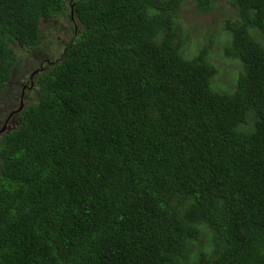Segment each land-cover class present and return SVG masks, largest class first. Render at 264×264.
Segmentation results:
<instances>
[{
  "label": "trees",
  "instance_id": "1",
  "mask_svg": "<svg viewBox=\"0 0 264 264\" xmlns=\"http://www.w3.org/2000/svg\"><path fill=\"white\" fill-rule=\"evenodd\" d=\"M185 1L74 0L77 37L0 137V264H264V0L230 1L227 89L211 45L183 53ZM67 13L0 0V94Z\"/></svg>",
  "mask_w": 264,
  "mask_h": 264
},
{
  "label": "rangeland",
  "instance_id": "2",
  "mask_svg": "<svg viewBox=\"0 0 264 264\" xmlns=\"http://www.w3.org/2000/svg\"><path fill=\"white\" fill-rule=\"evenodd\" d=\"M231 0H220L215 8L209 12H200L195 0H186L181 10L180 25L182 27L180 38L184 40L183 53L187 58L193 57L204 45H211L209 59L214 64L221 78L218 80L220 87H231L242 68L238 62L229 59L224 54V49L231 43V37L225 29L226 21L231 18ZM74 0H68L69 13L54 19H42V39L38 46L32 49L16 47L17 68L10 86L6 91L11 94L13 86L29 77L32 72L38 71L34 83L40 73L48 72L62 58L65 48L77 37L80 25L78 21L71 20L70 11ZM232 16L235 17L234 10ZM218 73V74H219ZM32 80V81H33ZM18 95L26 97L23 108L38 102L39 88L36 84L31 87V81L26 88L19 85ZM212 87L213 83H212ZM215 89V88H214ZM216 90V89H215ZM20 105L18 104V108ZM7 106L0 103V114ZM22 108V109H23ZM1 175V165H0Z\"/></svg>",
  "mask_w": 264,
  "mask_h": 264
},
{
  "label": "flooded vegetation",
  "instance_id": "3",
  "mask_svg": "<svg viewBox=\"0 0 264 264\" xmlns=\"http://www.w3.org/2000/svg\"><path fill=\"white\" fill-rule=\"evenodd\" d=\"M17 65L18 62L16 61L13 67L14 75L16 72ZM32 78L33 75H31V79ZM23 80L21 82H17V84L13 86V92L11 94H9L6 90L0 94V103H3L7 106L4 109L3 113L0 114V137L18 128L21 124L20 109L21 107H23L26 97L22 96V94L18 95V89H20L18 86L20 85L22 89L28 86V81ZM10 84L8 85V87L10 86ZM18 104L21 105L19 109L10 111L13 108H18Z\"/></svg>",
  "mask_w": 264,
  "mask_h": 264
},
{
  "label": "clouds",
  "instance_id": "4",
  "mask_svg": "<svg viewBox=\"0 0 264 264\" xmlns=\"http://www.w3.org/2000/svg\"><path fill=\"white\" fill-rule=\"evenodd\" d=\"M70 16H71V20L76 21V17L73 11H70ZM72 15H74V19H72ZM78 21V20H77ZM35 73V71L32 73V75ZM37 74L33 75V78L31 80H29V82L34 79V77ZM13 76H14V71H13ZM28 82V83H29ZM34 85L31 84V87H33ZM22 109V107H21ZM228 156L225 159V161H223V166H225L227 169L231 170L232 172H238L239 170H241L245 164V161L247 159V155L246 152L244 151V149L240 148V147H236L233 149H229L228 150ZM22 228L20 227V230Z\"/></svg>",
  "mask_w": 264,
  "mask_h": 264
},
{
  "label": "water",
  "instance_id": "5",
  "mask_svg": "<svg viewBox=\"0 0 264 264\" xmlns=\"http://www.w3.org/2000/svg\"><path fill=\"white\" fill-rule=\"evenodd\" d=\"M72 19H74V15H72ZM38 73V71H36L33 75H35V74H37ZM32 85H34V80L32 81V83H31ZM20 111H21V109H20ZM4 132V131H3Z\"/></svg>",
  "mask_w": 264,
  "mask_h": 264
}]
</instances>
